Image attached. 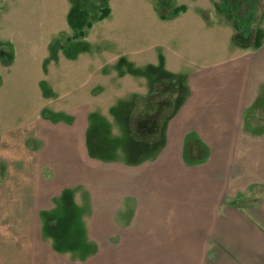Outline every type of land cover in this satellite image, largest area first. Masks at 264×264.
<instances>
[{"label": "crops", "instance_id": "0c3cea01", "mask_svg": "<svg viewBox=\"0 0 264 264\" xmlns=\"http://www.w3.org/2000/svg\"><path fill=\"white\" fill-rule=\"evenodd\" d=\"M192 2L158 18L153 40L131 57L142 68L143 86L128 91L138 101L124 104L126 141L136 135L158 143L139 149L137 161L114 150L105 156L84 148L88 111L109 110L110 102L79 104L69 121L0 127V264H161L156 252L136 249L134 240L129 246V239L176 238L183 221L187 228L180 236H238L264 264V194L249 204L226 202L264 188V6L259 9L256 0L249 33L237 39L232 22L215 6ZM158 62L154 89H146V66ZM74 75L72 88L81 72ZM111 128L103 130L106 139L124 138ZM47 174L62 187L89 190L87 199L71 200L85 209L78 221L94 243L85 259L81 244L54 246L43 229L40 211L54 203ZM75 231L68 229L67 237ZM226 253L243 251L236 246L233 252L215 250L211 258L196 254L195 264H237ZM176 261L171 253L170 262Z\"/></svg>", "mask_w": 264, "mask_h": 264}, {"label": "rangeland", "instance_id": "374dc122", "mask_svg": "<svg viewBox=\"0 0 264 264\" xmlns=\"http://www.w3.org/2000/svg\"><path fill=\"white\" fill-rule=\"evenodd\" d=\"M218 1L193 0L190 4L216 7ZM183 3H188V0H172L170 4L165 0H0V85L16 88L0 89L2 130L35 119L69 121L72 114L78 111L79 104L110 102L114 106L109 110L88 111L84 148L89 154L105 156L107 153L111 155L114 150V154H122L123 160L137 161L139 149L148 150L158 143L149 145L136 140V135L126 141L128 122L123 125V118L127 117L124 104L136 105L138 101L137 94L128 91L143 86V83L138 85L142 68L137 67L131 57L139 56L137 49L141 44L146 42L148 46L153 40L157 19L170 17L174 13L170 10L171 6ZM103 6L109 7V13L100 18L99 9ZM263 6L264 0H259V9ZM87 21H90V26H86ZM161 69L162 62L146 66V89H154L153 75ZM73 73L74 77L80 76L76 79V88H72ZM64 75L65 83L62 81ZM65 84L67 89H59ZM63 106H68V109H63ZM131 112L129 110L130 115ZM108 120L110 125H114L112 128ZM107 128L113 129L114 136L124 132V138L106 139L108 136L103 130ZM46 176L51 177L49 193L55 204L40 211L43 229L50 227L52 234L45 233L52 236L50 239L54 246L81 244L85 259L94 250L84 223L78 221L85 209L68 203L73 198L87 199L89 190L79 186L62 187L56 176L54 179L51 174ZM263 194L264 188L256 187L236 199H226V202L231 205H238L239 202L249 204ZM60 201L67 204L63 205ZM186 224L178 222L179 236L176 238H130L129 246L135 244L136 249L139 247L146 254L156 252L161 264H195L196 254L211 258L215 250L228 251L229 248L233 252L236 246L243 253L239 256L226 253L230 262L250 264V260L260 261L255 254L249 253L238 236L226 239L212 235L197 239L180 236L185 234ZM74 225L80 227L79 231L64 238L66 231L73 230ZM60 229L61 232L58 231ZM224 242L229 244L226 243L225 247ZM171 253L177 254L174 263L170 262ZM133 256L136 254L133 253Z\"/></svg>", "mask_w": 264, "mask_h": 264}, {"label": "trees", "instance_id": "16d2710c", "mask_svg": "<svg viewBox=\"0 0 264 264\" xmlns=\"http://www.w3.org/2000/svg\"><path fill=\"white\" fill-rule=\"evenodd\" d=\"M165 2L167 4H170L172 0H165ZM255 6H256V0H219L218 3L216 4V9L225 18H228L232 22L233 26L236 29L235 37H237V39H240V38H244L249 33V26L254 19ZM185 8L186 6L184 4H180L173 9V12L176 14L179 11H184ZM99 10H100V16H99L100 18L105 17L109 13L108 6H103ZM90 25H91L90 21H87L86 26H90ZM66 204L67 203H65L64 201L63 205ZM68 205H72L71 201L70 203H68ZM74 226L75 227H73V230H78L77 226L76 225ZM47 231L50 232V227H45V232ZM58 231L61 232V229ZM50 233L52 234V232ZM55 234L58 235L57 232ZM63 236L64 238H66L67 237L66 233Z\"/></svg>", "mask_w": 264, "mask_h": 264}]
</instances>
